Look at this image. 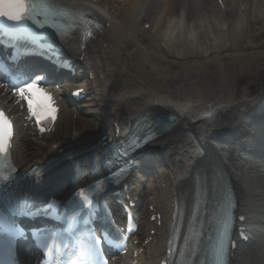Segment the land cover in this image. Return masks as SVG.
Segmentation results:
<instances>
[{"label": "bare ground", "instance_id": "6f19581e", "mask_svg": "<svg viewBox=\"0 0 264 264\" xmlns=\"http://www.w3.org/2000/svg\"><path fill=\"white\" fill-rule=\"evenodd\" d=\"M99 3L111 14L103 18V23L111 22L100 43H92L88 52L106 75L101 89L112 117L131 120L156 112L180 121L170 134L150 145L171 167L161 179L165 186L159 191L161 201H169L175 192L188 215L192 182L183 181L191 176L193 165L202 155L201 171L207 174L215 155L212 164L220 161L229 172L242 202L240 210L253 226V244L236 252L235 264H264V167L253 158L237 159L226 147L228 142L232 144L228 141L231 136H244L254 147L263 149L258 154L264 151V130L256 128L258 119L252 116L264 111V44L249 37L250 23L264 24V0H241L240 9L230 3L222 18L208 0ZM145 23L150 24L148 32L140 30ZM130 33L135 36L131 40ZM129 63L133 66L132 78L126 91L117 92L109 84V74L116 67H124L120 71L127 72ZM208 137L225 141V146L203 148L200 142ZM23 143L16 138L12 156L14 165L20 168L28 162H24L28 155ZM146 182L151 202L158 204L155 187L149 186V179ZM136 192L142 198L138 189ZM148 251L151 256L145 263L151 264L156 247L149 246Z\"/></svg>", "mask_w": 264, "mask_h": 264}, {"label": "snow or ice", "instance_id": "6c2138e0", "mask_svg": "<svg viewBox=\"0 0 264 264\" xmlns=\"http://www.w3.org/2000/svg\"><path fill=\"white\" fill-rule=\"evenodd\" d=\"M42 16L45 22H50L56 26H59L63 30H67L68 26L74 21V17L71 12L65 10L55 2V0H0V19H3L6 23L0 31L8 29V25L15 26L11 31H21L26 21H35L36 17ZM58 18H64L69 24H59ZM40 27V24L37 21ZM97 29L101 26L99 24L94 25ZM147 27V25H146ZM31 35V34H29ZM84 35L91 37L93 32L89 29L84 32ZM33 42L35 39L33 38ZM5 66L0 64V71H4ZM15 79L21 80V86L16 89V94L22 98L28 107V111L31 117H34L37 124L44 130V125L55 119L56 108L53 106L52 96L46 92L43 87L40 86L43 76L41 75L37 79H24L27 75L24 72L13 74ZM79 95V93H74ZM158 126L163 127L164 122H161ZM14 137V130L12 122L7 118L6 114L0 110V183H9L12 180V176L8 173H14V169L11 165V143ZM144 142H147L145 138ZM140 146V140L135 142H128V147L119 149L116 153L117 157L127 155L129 150H135ZM218 183V181H217ZM16 211L21 210L19 206H14ZM233 204L229 195L225 194L223 205L220 209L217 219L218 224V238L216 244L212 248V257L214 264H228L229 248L234 247L231 244L230 234L233 228ZM8 219L5 216L0 215V226L8 225ZM9 234L13 238L20 235V231L9 225ZM106 243L113 244L116 247H123L120 242L109 241L106 236H102ZM92 243L87 249V258L83 252L77 254L75 258L68 261V264H107L104 259L103 251L101 250V239H96L95 236L90 237ZM40 247L42 251V260L39 264H61V261L57 259L59 256V249L54 244L48 243L46 240L42 241ZM4 250L3 242H0V251ZM54 250L56 255L54 256ZM197 251L196 247L191 249L192 253Z\"/></svg>", "mask_w": 264, "mask_h": 264}, {"label": "rangeland", "instance_id": "374dc122", "mask_svg": "<svg viewBox=\"0 0 264 264\" xmlns=\"http://www.w3.org/2000/svg\"><path fill=\"white\" fill-rule=\"evenodd\" d=\"M254 28L255 27H253V25H250V28H249V32H250L249 37H250V39L252 41H255L256 43L259 42V44L260 43L264 44V29L263 30L261 29L257 33H254L253 32ZM248 44H250V43H248ZM247 47H249V46H246V47L244 46V47H241V48L245 49ZM261 47H262V49H264V45L263 46L261 45ZM173 71H174V69H173ZM124 74L122 75V77L124 76ZM114 77H115V81H121V80L124 81V82L126 81V79H122L120 76H114ZM94 125H96V123H94ZM70 127L71 126L69 125L68 129H70ZM56 139H59V138H56ZM29 145L30 146L28 148H26L27 151H25V153L27 152L28 156L26 155L27 157L24 160V162L25 161H29L32 158H39L40 154L44 151L43 148H42L43 145L41 143H39V142H36V141L34 142L33 140H31ZM23 147H25V145ZM21 153L22 154H20V157L23 159V152H21Z\"/></svg>", "mask_w": 264, "mask_h": 264}]
</instances>
